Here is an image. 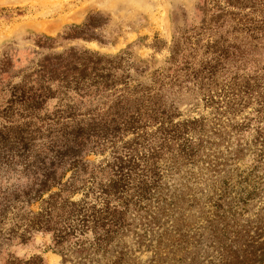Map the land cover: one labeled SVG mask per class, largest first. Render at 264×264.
I'll return each instance as SVG.
<instances>
[{"label": "rangeland", "instance_id": "rangeland-1", "mask_svg": "<svg viewBox=\"0 0 264 264\" xmlns=\"http://www.w3.org/2000/svg\"><path fill=\"white\" fill-rule=\"evenodd\" d=\"M262 1L0 0V264H264Z\"/></svg>", "mask_w": 264, "mask_h": 264}, {"label": "trees", "instance_id": "trees-1", "mask_svg": "<svg viewBox=\"0 0 264 264\" xmlns=\"http://www.w3.org/2000/svg\"><path fill=\"white\" fill-rule=\"evenodd\" d=\"M216 1H218V0H214V2H216ZM224 1H225V4H226L225 5L226 11H227V9L232 8V7L233 8H238V9H240V11H243L244 8H247V6L245 4V0H224ZM249 1L252 2L251 7L254 8V9L256 8L255 11L253 12V13H255L256 10H257V6H256L255 3H257V1H259V0H249ZM259 3H261V1ZM262 4H264V0L262 1ZM221 13H223L222 15L226 14L224 9H221ZM230 15L233 17V19L235 21H237V23H236L237 26H238V24L244 26V28H243L244 31L243 32H245L246 36H248V37H250V38H252L254 40H259L260 37L264 36V19H262L261 16L250 17L249 14H245L244 16L241 17L238 14H230ZM237 26H236L235 29H237ZM174 55H175V52H174ZM172 63H174V62H172ZM182 64H183V62L178 63L175 68H173L174 65H172L170 67V69H167V70H171L172 72H175V71L178 70L177 68H179V67L181 68V66H183ZM102 68L103 67H101V69ZM98 70H100V69H98ZM98 72H101V71H98ZM99 74L97 73V75H96L97 76V80H96V83H95L96 85H100V83H101L99 81V79H100V75ZM158 74L156 75V77L158 76ZM162 76L167 78V77H169V74L168 73H164ZM158 77H160V78H156V80L154 79V81H153V82H156V84H157L156 88H155L154 84H153V86L152 85H144L142 82H140V84H143V86L139 87V89H138V87L136 88V90H138L137 93H136L137 94L136 96H137L138 100H140L142 102H145V101L149 100V98H150L149 96H154L155 94L157 95V94H159L161 92H162V95L166 94L164 92V90L168 89L169 82L165 78H161V75H159ZM78 81H79V79H75V77L73 79H71V80L67 77V81H64V82H65V84L67 83V87H69L70 83H74L75 82L76 85L74 87L75 88L74 90H76L77 92L80 91L82 93L83 91L79 87ZM195 83L196 82H192V84H194V85H195ZM65 84H64V86H65ZM183 85H185V84H183ZM183 85H180V87H183ZM185 87H186V85H185ZM65 89H67V88H65ZM86 91L89 92V90H87V89H86ZM83 93L85 95L87 94V92H83ZM174 94L175 93H172L171 96H170L171 97V101H172L173 104L176 101V99H178V96H175ZM40 96L42 97L43 95H40ZM69 108H72V106L69 105ZM164 111H165V109H164ZM52 165L56 166L55 163H52ZM61 181H62L61 177H57V178L55 177V178L51 179L50 181H47L46 183H44V185H39V186L37 185V187L35 185H33L30 189H27V190L23 191L22 193H19V194H24V195L19 196L18 197V201L19 200H25V199H29V201H30V200H32V198L33 199L39 198V197H41L43 195L44 192L50 190L51 187L54 186L55 184H61ZM67 186H68L67 183H65V185H62V188L65 189V187H67ZM55 195H60V194L59 193L58 194H56V193L51 194L50 195V199L55 197ZM5 200H6V201H4L5 203L2 205V207L0 209V215L4 211V208L8 205V203L11 202L12 197L7 196V197H5ZM48 201L49 200H47L46 202H48ZM16 205H17V203L15 202L13 207H15ZM50 223H51V221L48 220V219H45L43 214H39V216H37V214H36V216L34 218H32L30 220V222L24 223V224L20 225L21 227L20 226L18 227V229H20L21 232H20V234L18 235L17 238H19V240L21 242H25L28 239L27 236L29 235L28 233L30 231H32L34 229H39V228H41V229L51 228ZM112 229L113 228L109 229L108 231L111 232ZM12 236L14 237L15 233L12 234ZM61 238L64 239L63 237H58V240H59L58 242H60V243L57 242V244H61L62 245V244L66 243L65 239L63 241V240H61ZM117 257H118V259H120V256L117 255ZM15 262L17 264H22V263H24V264H32L33 260L30 259V260H27V261L23 262L22 260L16 259Z\"/></svg>", "mask_w": 264, "mask_h": 264}]
</instances>
